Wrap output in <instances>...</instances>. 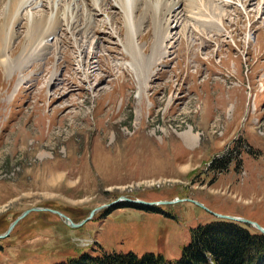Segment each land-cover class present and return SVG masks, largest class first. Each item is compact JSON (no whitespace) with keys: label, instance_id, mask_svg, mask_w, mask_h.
I'll return each instance as SVG.
<instances>
[{"label":"rangeland","instance_id":"obj_1","mask_svg":"<svg viewBox=\"0 0 264 264\" xmlns=\"http://www.w3.org/2000/svg\"><path fill=\"white\" fill-rule=\"evenodd\" d=\"M174 1L163 0L157 16L135 13L140 55L123 49L122 15L106 5L90 13L97 32L63 23L22 59L29 39L39 40L37 31L27 37L25 14L47 9L21 11L7 72L0 66V234L31 207L80 222L120 196L191 198L207 209L190 200L156 211L110 206L79 227L30 211L0 238V264H54L95 250L175 260L214 213L264 227L263 3L180 0L175 19L166 16ZM215 10L217 24L208 21Z\"/></svg>","mask_w":264,"mask_h":264},{"label":"bare ground","instance_id":"obj_2","mask_svg":"<svg viewBox=\"0 0 264 264\" xmlns=\"http://www.w3.org/2000/svg\"><path fill=\"white\" fill-rule=\"evenodd\" d=\"M1 1L2 0H0V2ZM4 1H5L6 11L4 13L5 17L3 19L2 26H0V66L2 67L6 66V68H7V63L10 64L11 62L12 51H10V45L12 41L11 40L12 33L15 30L16 26L19 24V20H21V11L27 8L29 10H32L35 9L36 7H42V8L45 7L47 10L44 12V14H41L37 17L34 15V12H30V11L28 12L26 10L27 12L25 16L27 22L26 24L27 37L29 38L30 33L37 31V34L35 32L36 35L34 38H37L39 40L36 44L35 39L33 38L29 39L27 47H24V52L26 54L22 59L27 57L29 58L30 57L29 55L32 54V50L34 48H38V46H41L42 42L44 41L45 34L48 35L46 38L54 37L55 34L57 33V29L61 25H63V23H67V25L68 24L74 25L82 21L85 24L84 29L86 33L92 34V32L94 33L97 32L95 28H93V25H91L92 23H90V19H91L90 13L92 11L95 12V10H97V8L99 7L105 8L106 5H109L111 9L114 8L113 10L120 12L122 15L123 22L126 26V32H127V38L125 42L126 44H123V49L128 51H130L131 49H135L137 54L140 55L141 50H138V45L135 44V40H134L135 13L138 11L140 15L143 17H146L149 14L153 16H157V14H159L160 12V9H162L161 7H163V0H90L91 4L87 0H65V1L64 0H4ZM216 1H217L216 6H218V4H220V0H216ZM238 2L240 3V1ZM261 2L263 3L264 6V0H261ZM180 3H181L180 0H175L171 5L169 3L168 4L169 6L166 10V16H169L170 14L176 12V10L179 8ZM140 5L141 8L138 9ZM82 13H86L85 17L84 14ZM179 13L180 11L177 13V15H179ZM189 13L191 14V12ZM164 14L165 12L163 13V15ZM175 14L176 13H174V15H170V17H174L175 19H177V15ZM107 15H111L109 11L107 12ZM222 15L223 14L221 13V11L218 10L217 13L214 14L215 18H213V16L210 15V17L212 18L208 21H212L217 24L222 20V18H220V16L222 17ZM111 18L112 16L109 17L107 16L109 26L113 28L114 21H111ZM99 26L95 25V27L98 28ZM116 30L118 29L116 28ZM21 57L22 56H19V58ZM131 58L132 60H130L129 63L134 67L135 59L134 57ZM6 68L4 67L5 73L7 72ZM140 75L141 74H139V76ZM142 93H143V89L141 90L140 88H138L136 92V97L139 99ZM184 138L185 140H188V142H184L186 145L191 146V144H193L194 139H192V135L189 132L184 134Z\"/></svg>","mask_w":264,"mask_h":264},{"label":"trees","instance_id":"obj_3","mask_svg":"<svg viewBox=\"0 0 264 264\" xmlns=\"http://www.w3.org/2000/svg\"><path fill=\"white\" fill-rule=\"evenodd\" d=\"M125 205L139 206L148 211L157 209L119 202L110 210ZM54 264H264V234L249 224L215 217L192 229L189 243L182 247L179 258L175 260L166 259L161 254L138 256L133 252L95 250L94 253H81Z\"/></svg>","mask_w":264,"mask_h":264},{"label":"water","instance_id":"obj_4","mask_svg":"<svg viewBox=\"0 0 264 264\" xmlns=\"http://www.w3.org/2000/svg\"><path fill=\"white\" fill-rule=\"evenodd\" d=\"M179 200H190V201L194 202L195 204H197L199 206H202L203 208L207 209L205 206H203V204H201L200 202H198V201H196L194 199H191V198H183V199H178L177 198L175 200H170V201H167V200L145 201V200H142V199H131V198H128V197H125V196H120L118 199H116V200H114V201H112V202H110L108 204L101 205L99 207H95V208L91 209L89 214L83 220H81L80 222H74L69 216H67L66 214L62 213L61 211L50 209V208H47V207H31V208L23 211L20 215H18L17 218L8 227L7 232H5L4 234H0V238H3L5 236H7L8 232L17 223V221L19 219L23 218L30 211H37V210L38 211H40V210L51 211L53 213L58 214L66 225H68L70 227H79L83 223H85L87 220H89L94 215V213L97 210H99V209H101L103 207H110V206H112L114 204H117L119 202H128V203H133V204H141V205L151 206L153 204H158V205L159 204H169V203H173V202L179 201ZM214 215L216 217H218V218H225V219L235 220V221H239V222H243V223L249 224L251 226H254L256 229H258L261 233L264 234V227H262L261 225H259L255 221H252V220L246 219L244 217H240V216H232V215H226V214H220V213H214Z\"/></svg>","mask_w":264,"mask_h":264}]
</instances>
